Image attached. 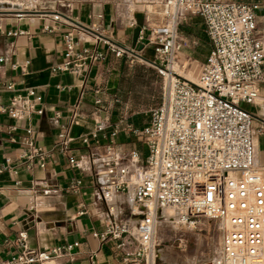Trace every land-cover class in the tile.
I'll return each instance as SVG.
<instances>
[{"label":"built area","instance_id":"1","mask_svg":"<svg viewBox=\"0 0 264 264\" xmlns=\"http://www.w3.org/2000/svg\"><path fill=\"white\" fill-rule=\"evenodd\" d=\"M161 9L162 22L144 23L138 36L142 46L151 48L153 61L148 63L164 81L160 104L150 111L148 124L135 131L146 157L141 163L137 151L120 154L112 144L92 154L95 198L104 203L107 219L103 231L93 236L114 243L125 264H168L161 259L155 235L161 211L172 209L171 224L188 229L196 228L201 219L218 224L217 253L209 261L194 264H264V169L255 160L252 116L241 107L256 101L263 81L264 43L255 35L259 7L219 0H162ZM42 14L50 15L55 23L44 27L45 31L69 27L62 36L63 60L54 71L80 72L103 61L107 53L132 55L96 29L60 13ZM187 16L201 18L211 45L195 82L173 71L182 48L178 24ZM0 34L15 37L25 32L5 31L0 25ZM79 34L88 36L92 46L81 44ZM99 44L104 50L97 48ZM3 61L0 56V64ZM5 89L12 92L13 85ZM40 102L41 96L28 89L23 96L12 97L9 106L0 107V113L13 119L41 114ZM103 128L97 124L91 134L97 148V132ZM70 141L64 133L58 134L57 149L67 155L72 167L81 169L67 154ZM89 142L82 139L83 144ZM22 144V157H38L43 167L47 155L31 138ZM79 186V180L68 185L74 192ZM124 205L129 216L121 220L117 216ZM15 245L17 252L0 264H56L77 247L72 243L33 250L24 233Z\"/></svg>","mask_w":264,"mask_h":264},{"label":"crops","instance_id":"2","mask_svg":"<svg viewBox=\"0 0 264 264\" xmlns=\"http://www.w3.org/2000/svg\"><path fill=\"white\" fill-rule=\"evenodd\" d=\"M219 1L258 5L255 35L264 43V0ZM122 4L128 2L123 0ZM60 14L127 48L133 59L107 53L103 61L89 64L80 72H57L54 67L63 60L62 36L68 26L45 31L44 27L52 28L55 23L50 15L43 14L0 18L5 31L25 32L15 37L0 34V56L4 58L0 64V107L9 106L12 97L33 89L41 96L37 109L42 111L22 119L0 113V260L17 252L15 239L24 233L28 248L33 250L77 243L72 253L56 264H125L114 243L93 236L103 231L107 219L104 203L95 198L91 156L112 144L120 154L137 151L141 163L146 157L145 146L135 131L148 124L149 116L135 112L132 87L135 74L154 77L157 71L148 63L153 59L144 57L146 46L138 41L143 16L135 11L127 13L114 1L102 0L76 2ZM186 22L190 34L204 33L206 57L211 45L201 18L190 17ZM79 39L81 44L92 46L88 36L79 34ZM97 48L104 50L100 44ZM262 71L256 101L242 103L241 107L252 116L255 160L264 169V64ZM9 83L12 92L5 89ZM97 124L104 127L97 132L98 148L91 138ZM60 133L71 139L67 154L81 169L72 167L67 155L58 151ZM84 137L89 139L88 145L82 143ZM25 138H31L34 146L47 155L43 167L38 157H22ZM75 180L80 186L74 192L68 185ZM122 208L117 216L121 220L129 216L127 206Z\"/></svg>","mask_w":264,"mask_h":264},{"label":"rangeland","instance_id":"3","mask_svg":"<svg viewBox=\"0 0 264 264\" xmlns=\"http://www.w3.org/2000/svg\"><path fill=\"white\" fill-rule=\"evenodd\" d=\"M80 1L89 0H12L9 5L10 8L6 7V4H9L6 3V0H0V18L29 17L42 13H62L70 5ZM102 1H114L119 5L120 9L126 10L127 13L138 12L143 16V22L150 26L159 24L163 20L162 0H124L128 4H122L123 0ZM189 18L187 16L178 24L177 30L182 39V48L176 54L173 67L176 74L188 81H196L201 63L205 57L207 39L201 31H197L196 35L189 33V25L186 22ZM149 48L146 47L144 50V57L153 59V53ZM137 58L142 59L140 57ZM194 58H197V60ZM163 86V78L158 73L154 77L135 74L134 86L132 87L136 93L134 99H132L135 103V112L142 111L145 117L149 116L150 111L157 107L161 101ZM139 91L143 93L139 94ZM159 222L161 221L159 220ZM155 238L162 261L168 264H194L209 261L217 253L220 231L215 221L201 219L194 229L175 224L163 227L157 224Z\"/></svg>","mask_w":264,"mask_h":264},{"label":"bare ground","instance_id":"4","mask_svg":"<svg viewBox=\"0 0 264 264\" xmlns=\"http://www.w3.org/2000/svg\"><path fill=\"white\" fill-rule=\"evenodd\" d=\"M11 2H12V0H6V3H9V4H6V7L10 8L9 5L11 4ZM173 71L175 72L174 67H173ZM192 82H195V81H192ZM173 218H174V210H172V209H163L161 211V217H160V221L161 222H159L158 225H160L162 227L163 226H167V225L171 224V221H172Z\"/></svg>","mask_w":264,"mask_h":264}]
</instances>
